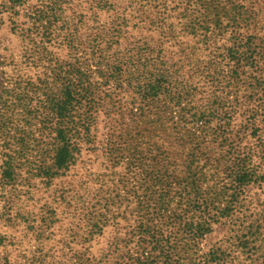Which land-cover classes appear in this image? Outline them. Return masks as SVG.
<instances>
[{
  "label": "rangeland",
  "instance_id": "rangeland-1",
  "mask_svg": "<svg viewBox=\"0 0 264 264\" xmlns=\"http://www.w3.org/2000/svg\"><path fill=\"white\" fill-rule=\"evenodd\" d=\"M66 2L56 18L51 0H0V264H130L145 255L142 241L178 238L170 229L160 233L161 223L179 213L178 200L182 207L195 205L188 196L193 190L218 194L198 203L227 216L211 223L213 233L195 244L194 253H180L178 264H189L188 258L212 262L206 254L213 246L223 247L231 264H264V141L249 142L257 155L246 157V167L259 171L238 190L230 177L235 162L214 160L217 143L198 132L197 119L184 115L197 107L193 100L212 97L226 108L235 100L252 101L253 114L262 116L264 84L253 90L258 73L248 64L245 43L261 51L255 65L262 80L264 12L243 15L232 26L233 18L224 14L232 7L224 0H215L213 11L208 0ZM231 5L248 9L240 1ZM113 18L120 19L124 37L105 46ZM233 48L240 62L236 92L228 85ZM127 59L146 70L173 62L192 93L142 96L129 84ZM69 97L76 105L65 119L54 110ZM144 128L176 148L170 160L177 170L167 167L168 178L155 179L139 165L147 153ZM179 136L180 143L170 139ZM197 173L203 175L199 183ZM164 194L168 206L162 213ZM188 218L198 219L191 213ZM251 225L257 243L235 249ZM114 238L124 240L123 255L129 256L117 263L101 258ZM158 242L164 255L167 245Z\"/></svg>",
  "mask_w": 264,
  "mask_h": 264
},
{
  "label": "trees",
  "instance_id": "trees-1",
  "mask_svg": "<svg viewBox=\"0 0 264 264\" xmlns=\"http://www.w3.org/2000/svg\"><path fill=\"white\" fill-rule=\"evenodd\" d=\"M234 1H240L246 4V6H243L248 7V9L243 11L241 8L231 5V3H233ZM224 2L230 3V6L232 7L230 11L228 9L227 11H224L225 15L231 16L233 18L232 26L236 25L235 22L239 17L243 15L247 14L249 17H255V10H260V15L263 16L262 12H264V0H224ZM66 3V0H51V4L54 9L53 14L55 13L54 15H57L56 18L61 16V13H59V11L62 9L63 4ZM214 3L215 0H208V8L211 11H213ZM219 7V10L224 9L221 6ZM219 10H217V12ZM118 20L120 19L113 18L110 20L108 27L109 39L104 44L105 46L119 43L120 40L124 37V32L121 28L122 25ZM238 35V32H234L233 39L237 40ZM252 45V43L246 42L245 50L246 53L249 54L248 64L252 67L254 72L256 71L258 73V75L254 77L255 84L253 85V90L259 91L261 89V85L264 84V78L262 80H259L261 75H259V71L256 68L255 60L257 59V57L263 58V56H259L261 51L257 52V47ZM233 54L234 56H237V50L234 48L229 50L228 55V57L231 56V61L233 62V65H235V70L232 71L229 75L228 85L230 88H234L236 85L238 77L236 72L237 67L240 64V62L237 60V57L235 59ZM116 59L117 61H119L118 58ZM125 64H128V68L130 70L128 74L130 86H132L135 90H139L142 96L150 95L154 98L159 94V92L167 94H170L171 92H178L180 93L179 95H181V93L191 94L193 91L192 88L189 89L186 87L187 83L180 78L178 69L175 67V64L173 62H170L167 65L162 62L160 64L161 68L150 66L148 70H146L144 67H141L142 65L137 60L127 59ZM211 64H209L208 66H210ZM234 89L236 92L237 88L235 87ZM68 93L70 96L72 95L73 92L71 88H69ZM254 95L255 93L253 94V92H249L248 97L252 99ZM194 97L195 95H192L191 100L194 99ZM177 100H179V98H176L175 102ZM193 103L196 104L197 107L191 106L187 110V113H184V115L190 119H197V121H199L200 125L198 132L200 134L213 137V141L216 142L218 146L217 152L213 151L212 153H210L214 160L216 158H218V160L231 158L232 162H235V168L230 171V177L235 188H237L238 190L243 189L245 187L244 185L246 183V180L251 179L259 171L257 169L248 171L246 167V157L257 155L255 151H251V148H248L249 142H251L253 139L255 141H264V113L262 114V116H260V118H256L255 114H253V109L249 106L252 101L247 100H235L234 103H232V105H230L228 108L223 107L220 101H217L212 97H205L201 101L193 100ZM74 105L76 104H74L72 97H69V101L67 103H64L61 106L55 108V114L65 119L69 118V116L71 115L70 113L74 111ZM241 105H247L248 108H241ZM200 106H204V108H201ZM212 122L216 123L213 129L209 128V124ZM146 126H148V123L144 125V127ZM84 131H88V127H86ZM140 132H143V134L145 132V145L147 146V153L139 158V165L149 168L150 174H152L155 179L161 180L165 178V176L166 178H168L169 171L167 167H173L172 170L174 169V171L177 170L178 164L173 163L170 160V158H173L174 156L176 157L177 155L175 146L163 136H158L157 134L150 135V131L145 128L143 129V131L140 130ZM242 134H244V137L242 136ZM170 139H172L175 144L176 139L179 143L183 141L180 136L172 137ZM262 146L264 149V143H262ZM243 148H245V153L244 151H241V149ZM198 149V146L193 149V153L191 155L193 164L198 160L196 158L199 155ZM165 157H169V159ZM263 157L264 150L262 151V158ZM58 161H66L65 163H67L68 160L59 159ZM179 167L181 168V164H179ZM195 177L196 182L199 183L202 180L203 175L197 173L195 174ZM234 193L235 198H237V192L234 191ZM204 195H207V198L212 197L213 199H216V196L218 194L212 191L204 194L202 192L193 190L192 195L188 196L192 197L195 200V205L193 207L187 208L185 206L182 207L180 205V200H178L177 203L179 204V213L168 217V220L171 221L166 223V225L161 223V225H163V229L160 228V233L165 232L168 234L170 229V235L173 232H176L178 238L173 239L174 241H169L166 239L142 241L144 244H141L140 252L145 253V255H141V258H135L134 261L130 264H178L175 258H178V255H180V253L191 249L192 253H194L193 249L195 250L197 248V245L195 244L199 243L204 235L207 236L208 234L213 233L211 223H213V221L215 220L222 221L227 216L226 210H221L219 212L218 210L213 211L209 208V204L207 202L198 203L201 201L200 197H204ZM163 196V201L161 200V198H159L162 202L158 204V212L162 213L166 211V207L168 206L167 195L164 194ZM190 213L194 214V216H197L199 220L197 219V221L195 222L192 218H188V215ZM151 230H155V227ZM157 230H159V228H157ZM238 230L241 229L239 228ZM160 233L159 236L162 237ZM113 240L114 241L108 248L110 251L106 252V254H102L101 258L113 259L115 260V262L123 260L122 258H128L129 256L126 253L123 255V252L125 250V246L123 244L124 240H120L118 238H114ZM236 240L237 242L234 245L235 249H242L243 246L247 248L250 244H256V230L253 229V226L251 225L249 226L248 231H246L245 234L238 237ZM158 241L166 243L167 245V250L164 255L160 253L159 249L161 247V244ZM225 253L226 250L223 249V247H211L208 250V254H206V257L208 258L209 256V259H217V261L214 262L212 260V262L210 263L208 261L207 264H231V260L228 261L227 255ZM191 260V258H188L187 262H189V264H193V261ZM100 263L101 260H99L97 264ZM123 264L128 263L124 261Z\"/></svg>",
  "mask_w": 264,
  "mask_h": 264
}]
</instances>
